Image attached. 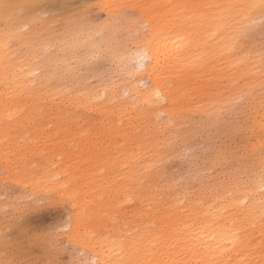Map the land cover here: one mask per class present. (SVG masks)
I'll return each mask as SVG.
<instances>
[{
	"label": "bare ground",
	"instance_id": "bare-ground-1",
	"mask_svg": "<svg viewBox=\"0 0 264 264\" xmlns=\"http://www.w3.org/2000/svg\"><path fill=\"white\" fill-rule=\"evenodd\" d=\"M27 1L37 4L0 0V133L36 123L54 102L52 110H77L89 128L122 142L101 150V165L80 154L74 171L66 161L38 182L67 197L75 244L96 264H264V52L240 49L264 0H104L113 9L92 33L77 15L57 30L39 14L22 18ZM126 5L139 11L134 18L119 10ZM46 46L55 47L48 56ZM101 53L117 63V84L74 90V70ZM143 79L148 86L136 87ZM238 100L254 104L235 158L244 175L230 172L190 197L161 186L155 168L174 155L185 120L208 121ZM62 114L56 124L80 126ZM117 207L122 229L110 222Z\"/></svg>",
	"mask_w": 264,
	"mask_h": 264
},
{
	"label": "rangeland",
	"instance_id": "rangeland-1",
	"mask_svg": "<svg viewBox=\"0 0 264 264\" xmlns=\"http://www.w3.org/2000/svg\"><path fill=\"white\" fill-rule=\"evenodd\" d=\"M34 1L36 6L33 3L27 5L28 1L26 2L25 6L30 10L27 12L24 6L26 13L23 11L22 18L32 13L35 17L41 15V19L47 24L54 23L56 30L61 26V22L65 25V21L74 19L68 16L77 15L80 19L83 18V21L86 20L87 27L84 30L89 28L90 31H87L91 32L90 28L94 30L97 25L100 26L108 20L107 11L113 9L110 5L105 7L104 0ZM119 10H124L122 14L131 15L132 18L135 17L134 12H139L129 5L120 7ZM17 12L19 14L21 8L18 7ZM87 22L92 26L88 27ZM142 26L145 28V25ZM27 29V26H22V30ZM124 33L126 31L122 32V36L126 35ZM93 38L97 42L98 34ZM100 47L102 48L101 45ZM54 49L55 47L46 46L42 50L45 55H49ZM240 49L247 53L264 52V14L240 40ZM81 52L89 53L86 47L80 49ZM83 54L85 53H81ZM103 54L99 57L91 56L92 60L89 55L90 60L87 58V61L85 59V62L79 64L80 66L77 65L79 67L73 72V79L76 81L74 90L90 91L99 89L102 83L117 84V63L107 54ZM37 67H41V64L34 63L33 68ZM130 68H134L133 62ZM39 71L40 69L36 70L35 75L39 74ZM28 82L32 84L29 80ZM137 84L136 87L142 89L148 86V81L143 79ZM241 101L243 100L234 101L232 108L228 110V107L220 109L219 114L208 121L199 119L197 122L196 119L194 123L189 121V118L185 120L182 129H186V132L183 133L182 140L174 146V155L155 168V171L158 170L161 186L163 184L166 189L190 197L203 189H210L215 182L222 181L230 172L237 171L239 176L244 175L239 172L241 167L235 158H238L241 153L238 150H242L245 144V127L251 121L254 104ZM53 105L54 102H50L40 109L44 113L35 119L36 123L24 129H11L4 135L0 133V264H96L93 254L83 250L70 238L73 209L67 197L47 191L46 187L40 190L38 182L43 180L45 171H60L66 161L74 171L80 154L87 160L93 159L91 163L94 166L101 165L95 164V159L102 157L101 150L106 147L111 149L122 142L117 137L99 135L96 128H89L87 121L78 117L77 110L68 113L54 111ZM48 111L50 114L46 117ZM55 114L70 117L75 122L81 121L80 126L58 125L53 121ZM90 115L96 117L94 113ZM58 131L62 134H58ZM32 182L34 186L31 185ZM117 208L113 209L114 217L110 222L122 229L123 223L126 222L125 210L122 207Z\"/></svg>",
	"mask_w": 264,
	"mask_h": 264
},
{
	"label": "snow or ice",
	"instance_id": "snow-or-ice-1",
	"mask_svg": "<svg viewBox=\"0 0 264 264\" xmlns=\"http://www.w3.org/2000/svg\"><path fill=\"white\" fill-rule=\"evenodd\" d=\"M137 70H140V69L138 68ZM155 96H156L157 98H159L160 93H159V92H156V93H155Z\"/></svg>",
	"mask_w": 264,
	"mask_h": 264
}]
</instances>
